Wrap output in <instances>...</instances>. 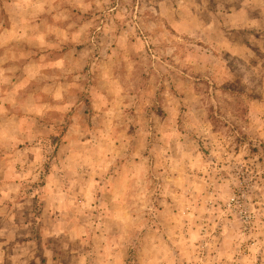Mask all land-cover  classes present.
<instances>
[{
	"label": "rangeland",
	"instance_id": "rangeland-1",
	"mask_svg": "<svg viewBox=\"0 0 264 264\" xmlns=\"http://www.w3.org/2000/svg\"><path fill=\"white\" fill-rule=\"evenodd\" d=\"M52 263L264 264V0H0V264Z\"/></svg>",
	"mask_w": 264,
	"mask_h": 264
},
{
	"label": "crops",
	"instance_id": "crops-1",
	"mask_svg": "<svg viewBox=\"0 0 264 264\" xmlns=\"http://www.w3.org/2000/svg\"><path fill=\"white\" fill-rule=\"evenodd\" d=\"M182 240H183V239H182ZM182 240H181V241H182ZM52 264H53V263H52Z\"/></svg>",
	"mask_w": 264,
	"mask_h": 264
}]
</instances>
